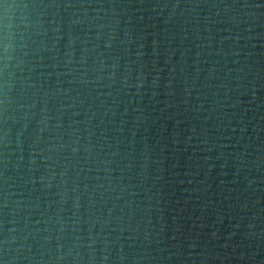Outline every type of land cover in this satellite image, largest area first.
Returning <instances> with one entry per match:
<instances>
[{
  "label": "water",
  "instance_id": "95a60500",
  "mask_svg": "<svg viewBox=\"0 0 264 264\" xmlns=\"http://www.w3.org/2000/svg\"><path fill=\"white\" fill-rule=\"evenodd\" d=\"M262 256L264 0H0V260Z\"/></svg>",
  "mask_w": 264,
  "mask_h": 264
},
{
  "label": "clouds",
  "instance_id": "9594fccd",
  "mask_svg": "<svg viewBox=\"0 0 264 264\" xmlns=\"http://www.w3.org/2000/svg\"><path fill=\"white\" fill-rule=\"evenodd\" d=\"M0 264H5V262L0 260ZM258 264H264V256L261 257V259L258 261Z\"/></svg>",
  "mask_w": 264,
  "mask_h": 264
}]
</instances>
